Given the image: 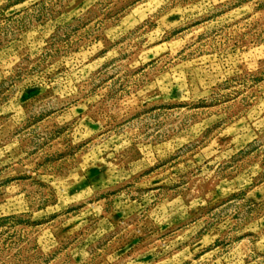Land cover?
<instances>
[{
  "label": "rangeland",
  "instance_id": "374dc122",
  "mask_svg": "<svg viewBox=\"0 0 264 264\" xmlns=\"http://www.w3.org/2000/svg\"><path fill=\"white\" fill-rule=\"evenodd\" d=\"M0 264H264V0H0Z\"/></svg>",
  "mask_w": 264,
  "mask_h": 264
}]
</instances>
